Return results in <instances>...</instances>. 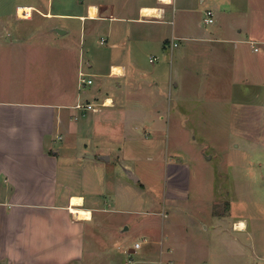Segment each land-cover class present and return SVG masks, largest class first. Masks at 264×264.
<instances>
[{"label": "rangeland", "instance_id": "374dc122", "mask_svg": "<svg viewBox=\"0 0 264 264\" xmlns=\"http://www.w3.org/2000/svg\"><path fill=\"white\" fill-rule=\"evenodd\" d=\"M81 1L99 2L102 6L108 2L113 10H118L126 2L53 0L52 10L85 13ZM132 1L129 0V5ZM192 2L199 3L192 18L203 23L201 30L205 28L214 41L203 43L201 52L188 53V56H196L206 63L213 57L211 44L226 47L229 43L219 41L221 34L214 28L218 23H204L205 5L236 6L241 11L251 12L248 26H242L238 35L239 51L232 52L234 66L239 69L236 71L239 88L231 94V83L224 74L225 64L222 65L223 57H213L209 61L213 75L204 74L206 78L200 74L205 70H201V66H206V63L194 64L191 57L181 58L182 54L186 55L184 44L188 42L178 38L181 35L178 31L183 29L180 12H176L173 23L163 24L154 18L138 22L130 7L124 4L129 18L125 16L122 22L125 29H120L117 39L121 47L137 56L138 71H142L151 85L149 88L144 83L143 89L138 91V99L143 108L163 109L164 127L162 131L160 129L159 137L149 138L142 134L141 140L134 144L132 141H108V134L100 135V132L89 136L92 141L80 133L79 136L74 134L62 138L65 140V154L61 162L76 164L77 167L71 179L62 178V181H66L69 190H75L84 180L89 184V190L86 186L79 189L94 192V201L104 207L95 212L93 224L96 225L86 227L84 247L88 250L81 262L75 264H264V0ZM48 6L51 10V0H0V27L9 26L11 39L19 30H31L26 33L32 32L30 38L36 43L27 46L33 50L39 45L36 52L45 51L46 48L41 46L48 44L50 86L60 83L54 74L66 64L69 71L67 84L72 87L74 53L60 43L52 45L53 41L47 40L41 25L42 22L54 21L80 31L83 23L77 18L47 19L45 12ZM98 26L100 28L97 27L98 30L86 38L85 46H81V56L90 60V72L96 74L93 75L94 83L84 89L82 98L100 102L104 96L111 95L121 98L125 108H137L130 106L134 99L125 96V86L118 87L120 78L117 75L108 77V45L113 40L105 33L108 20L101 21ZM144 31L148 32L147 36H141L140 32ZM71 34L74 36L70 42L72 46L76 38L69 31L68 35ZM101 37L106 39L103 44L99 43ZM156 41L161 42L160 50L156 48ZM172 41H176L178 46L170 52ZM250 41L260 48L259 52L251 49ZM191 42L201 44L196 40ZM237 55L241 56L239 60ZM152 56L156 59L149 61ZM184 63L189 70L185 69ZM82 64L87 68L85 60ZM175 66L178 72L171 80L178 83L177 87L173 83L162 82L169 79ZM159 67L164 74L159 79V87H156L152 72ZM12 68L8 64L3 69L9 84L12 83L9 82ZM194 71L199 78L193 75ZM158 102L162 107L157 105ZM127 115L130 116L129 113ZM92 153L94 158L86 157ZM102 155L110 156V160L100 159ZM172 162L186 163L188 172L182 167L174 171L175 167L168 165ZM128 172L138 180L130 178ZM174 176L176 180L172 181V186L170 180ZM180 188L183 197L175 199L174 194ZM237 218L246 221V231L233 229L232 222ZM135 241L142 242L138 252H126Z\"/></svg>", "mask_w": 264, "mask_h": 264}, {"label": "crops", "instance_id": "0c3cea01", "mask_svg": "<svg viewBox=\"0 0 264 264\" xmlns=\"http://www.w3.org/2000/svg\"><path fill=\"white\" fill-rule=\"evenodd\" d=\"M192 1L134 0L132 5H129V0H126L124 4L125 7H130L129 10L134 13L132 16L138 22L154 18L162 21L163 24L173 23L176 12H180L183 29L178 31L181 33L178 38L179 40L184 38L188 42L184 44L186 55L182 54L181 58H185V56L187 58L188 53L201 52L203 43L214 41V39L209 38L205 28L201 30L203 23L192 18L193 13L197 12L196 7L199 5V3ZM232 1L235 2V0ZM124 4L118 10H113L108 2L102 6V3L99 2L84 3L81 1V7L85 9V13L82 11L66 13L53 11V0H51V10L48 6L45 18H77L83 23L80 31L76 28L72 29V26L66 28L58 25L54 21L42 22L41 25L42 31L48 36L47 40L53 41L52 45H59L60 43L74 53L75 66L71 78V83L74 86L72 87H68L69 78L67 75L69 71L66 64L54 74L56 80H61L60 83L54 84L55 87L50 86L48 44L41 46L46 48L45 51L36 52L39 45L33 51L32 47L27 46V44L36 43L32 42V38H30L32 32L26 33V31L31 30H19L17 36L11 39L12 34L9 26L1 25L0 27V264H75L81 262L88 250L84 247L86 227L96 225V223L93 224L95 212L103 210L104 207L96 204L92 197L94 192H88L89 184L84 180L75 190H69L66 181H62V178L67 179V181L71 179L75 173L74 168L77 169L76 164L61 162L64 160L65 154L63 137L74 134L79 136L80 133L92 141L89 136H95L97 132H100V135L108 134V141L111 139L118 142L132 141L134 144L137 140H141L143 135L149 138L152 136L159 137L160 129L163 130L162 120L164 117L161 115L163 109L143 108L137 97L139 96L138 91L143 89L144 83H147L149 88L151 86L143 77L142 71H138L137 56L134 52H128L124 47H121L117 39L120 29H125L122 23L125 21V16L129 18L128 11L124 10ZM91 6L96 9L94 15L89 14ZM144 7L158 8L159 16L143 15L142 8ZM205 9L214 12L212 24L218 23L217 27L214 28L221 34L219 41L229 43L226 47L211 44L210 52L213 57L218 59L223 57L222 65L225 64L226 69L224 74H226L227 81L231 83V94H233L235 89L239 88V83L236 81V71L239 69L234 66L236 63L232 52L239 51L238 35L242 31V26H248L252 14L249 10L241 11L236 6L222 8L220 5L213 4L212 6L205 5ZM107 11L108 13H105ZM214 14H217L216 19ZM205 18H203L204 23H206ZM104 20H108V28L105 29L106 36L113 40L108 45L110 50L106 61L108 77L117 75L120 78V81H117L118 87L124 88L125 86V96L134 99L130 106L137 108H125L121 98L111 95L104 96L105 99L112 101L111 105L106 106H100L101 101L93 102L82 98L84 89L94 83L93 75L96 74L90 72L89 68L92 66L90 60L81 56V46H85L86 38H90L97 27L100 28L99 23ZM55 27L62 28L66 32L58 34L54 30ZM69 31H72L76 38L72 46L70 42L74 36L68 35ZM140 33L141 36H147L148 32ZM122 38L120 36L121 40ZM192 40L201 44H192ZM215 41L218 40L215 39ZM105 42L106 39L101 37L99 43ZM156 42V48L160 50L161 42ZM255 46L257 45L255 44ZM172 48L169 49L170 52ZM251 49L253 50L252 47ZM259 51L260 48L258 47V50L254 52ZM16 54L18 55L16 56ZM156 56L149 57V61L156 59ZM189 57L193 58L194 64L206 63L196 56ZM213 57L208 60L206 66L203 65L200 68L201 70L205 68L203 72H200L204 78L213 75L209 62L214 59ZM240 58L241 56H238L237 59ZM84 60L87 68L82 64ZM8 64L13 66L9 80L12 82L11 84L5 78L7 74L3 73V69ZM115 66L121 70L115 72L113 70ZM184 66H186L185 69L189 70L187 63ZM95 67L99 69V65ZM79 72L88 74V78H92V83L81 84ZM176 72H178L176 66L175 69L172 67L169 79H164L162 82L173 83L171 78H174ZM152 73L155 86L159 87V79L163 76L164 71L159 67L155 68ZM194 73L197 72L194 71L193 75L199 78V75ZM204 74L207 76L205 77ZM173 84L178 86L177 82ZM84 101L95 104L97 110H78L75 108L77 102ZM160 103L157 105L162 107ZM255 104L261 105L260 103ZM132 112L135 114H131ZM128 113L130 116L127 115ZM149 117L150 120L148 121ZM106 122L108 124H105ZM85 146H88L86 142ZM101 153H106V151L102 150ZM90 155L88 154L86 157ZM92 156V158L95 157L93 153ZM105 160L109 161L110 156ZM119 160L122 161L123 157ZM168 165L174 166V171L178 170V167H182L188 172L186 163L172 162ZM185 170L183 171L185 172ZM171 174L173 173L171 172ZM76 176L78 178L79 174L77 173ZM175 180V176L173 179L171 178L172 186H174L172 183ZM83 186H86L88 190L81 191L79 188ZM182 193L180 188L179 192L174 194L175 199L183 197ZM72 196H80L82 198L81 204L73 206L71 203ZM72 207L89 211L90 215L79 218L72 212ZM241 221L244 223L243 227L239 226ZM232 227L238 231L247 230L246 221L242 218L234 220ZM131 249L132 247L128 248V250ZM126 252L128 251L126 250Z\"/></svg>", "mask_w": 264, "mask_h": 264}, {"label": "built area", "instance_id": "2783aa9c", "mask_svg": "<svg viewBox=\"0 0 264 264\" xmlns=\"http://www.w3.org/2000/svg\"><path fill=\"white\" fill-rule=\"evenodd\" d=\"M205 22L206 23H212L213 22V12L212 10H206V18H205ZM251 44V47L253 48L254 51L258 50V47L255 46V43L253 41L249 42ZM177 42L176 41H172L171 42V47H175L177 46ZM79 78H80V83L81 84H91L92 83V78H88V74L84 73V72H79ZM106 100L104 99L103 101L100 102V106H106ZM75 108L78 110H97L95 104L89 103V102H77L75 104ZM165 215V214H164ZM145 241V239H144ZM141 241H135L133 243L132 249L127 250L129 251V253H137L138 250L141 247Z\"/></svg>", "mask_w": 264, "mask_h": 264}, {"label": "bare ground", "instance_id": "6f19581e", "mask_svg": "<svg viewBox=\"0 0 264 264\" xmlns=\"http://www.w3.org/2000/svg\"><path fill=\"white\" fill-rule=\"evenodd\" d=\"M96 9L94 6H91L90 7V15H94L96 14L95 13ZM142 13L143 15H146V16H159V10L158 8H155V7H144L142 8ZM117 66H115V68H113V70L115 72L121 70L120 68H116ZM118 74V73H117ZM106 100V105H110L111 104V99H105ZM82 202V198L79 196H72V199H71V203L72 205H77V204H81ZM72 212L75 214V216H78L79 218H82L84 216H89L90 215V212L89 211H85V210H81V209H76L75 207H72ZM239 226L243 227L244 226V223L241 221V223L239 222Z\"/></svg>", "mask_w": 264, "mask_h": 264}, {"label": "water", "instance_id": "95a60500", "mask_svg": "<svg viewBox=\"0 0 264 264\" xmlns=\"http://www.w3.org/2000/svg\"><path fill=\"white\" fill-rule=\"evenodd\" d=\"M54 30L58 33V34H63L66 32V30L62 29V28H59V27H55ZM89 157H93L92 155H90ZM100 159H108V156L106 155H102V156H99ZM129 176L130 178H132L133 180H137L138 178L134 175V174H131L129 173ZM126 229V227L124 228Z\"/></svg>", "mask_w": 264, "mask_h": 264}]
</instances>
